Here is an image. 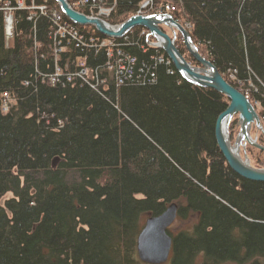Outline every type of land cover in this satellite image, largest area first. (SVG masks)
<instances>
[{"label": "trees", "instance_id": "trees-1", "mask_svg": "<svg viewBox=\"0 0 264 264\" xmlns=\"http://www.w3.org/2000/svg\"><path fill=\"white\" fill-rule=\"evenodd\" d=\"M144 1L116 0L105 20L120 24ZM151 2L144 12L171 13L199 54L259 103L264 123V0ZM42 4L45 13L30 21L15 13L9 47L0 13V264H145L138 234L172 203L178 218L198 220L169 233L166 263L264 264V183L234 173L214 138L228 99L184 80L142 27L110 39L70 22L53 0L31 5ZM56 12L84 47L69 41L56 52ZM105 40L112 57L111 45L98 47ZM118 52L134 59L122 83ZM82 61L85 80L75 65Z\"/></svg>", "mask_w": 264, "mask_h": 264}, {"label": "water", "instance_id": "water-1", "mask_svg": "<svg viewBox=\"0 0 264 264\" xmlns=\"http://www.w3.org/2000/svg\"><path fill=\"white\" fill-rule=\"evenodd\" d=\"M60 12L70 22L80 26H92L100 34L111 38L121 39L135 27L147 30V43L150 47L161 49L173 64L175 70L187 82L211 88L228 99L227 107L219 113L214 123V138L217 147L227 166L238 176L252 182L264 183V168H255L245 155H240L241 148L246 144L264 151V147L251 138L252 126L262 130V121L249 98L228 83L217 68L201 56L193 43L187 29L174 20L171 13L135 14L120 24L112 25L99 17L87 16L75 10L68 0H53ZM166 26L172 36L163 31ZM182 38L188 54L196 60L199 66L191 65L175 45L176 34ZM151 38L152 41H149ZM237 117L238 132L234 144L230 142L229 126ZM245 154V153H244ZM177 205L170 204L161 214L149 216L136 241L138 259L145 264H164L168 261L173 240L168 234L177 216Z\"/></svg>", "mask_w": 264, "mask_h": 264}, {"label": "built area", "instance_id": "built-area-1", "mask_svg": "<svg viewBox=\"0 0 264 264\" xmlns=\"http://www.w3.org/2000/svg\"><path fill=\"white\" fill-rule=\"evenodd\" d=\"M70 5L76 9V8H81V7H87L90 9V13L93 17H99L105 20L107 18L111 11L112 8L114 7L116 0L113 1L112 3H109L108 0H68ZM34 3V0H0V13L4 15L3 19L5 21V26H4V38L6 39V43L10 39L14 37V16L16 12H22V11H28L29 13L27 16V19L30 21L33 17L31 14L34 16L38 14H44L46 11V5L42 4L36 7V5H31ZM153 7V4L151 0H145L143 3H141L139 11H137V14L143 13L145 10H151ZM33 10V11H32ZM77 10V9H76ZM146 10V11H147ZM171 10V9H168ZM53 22L56 27V31L54 33L55 39L57 42L55 43V50L57 53L62 52V48L58 47V40L61 42L66 41V44L72 43L77 48L84 47V36H82L77 29L69 24L68 22L63 20V17L60 13H55L53 15ZM91 43H94L95 41L93 39L89 40ZM105 45H111L108 51V57H112V43L108 40L102 41L99 44V48L103 47ZM88 47H94L93 45H90ZM160 62L163 61L162 58L159 60ZM83 62V61H82ZM134 62V59H131V57L124 56L120 54L119 52L117 53V57L115 59V64L117 68V73L119 74L120 78L119 82H125L127 79L130 78V71H129V64L132 65ZM169 62V60H168ZM167 62V63H168ZM75 64V63H74ZM76 66L80 67V71L78 72V76L81 77L83 80L87 78V76L90 74V71L85 69L84 65L85 63H76ZM59 71V69H57ZM57 75V74H56ZM93 75V74H92ZM51 82H55V78H51Z\"/></svg>", "mask_w": 264, "mask_h": 264}, {"label": "rangeland", "instance_id": "rangeland-1", "mask_svg": "<svg viewBox=\"0 0 264 264\" xmlns=\"http://www.w3.org/2000/svg\"><path fill=\"white\" fill-rule=\"evenodd\" d=\"M26 12L29 13L28 11H26ZM144 14H151V12H146ZM3 17H4V15H3ZM3 21H4V19H3ZM4 26H5V21H4ZM163 31H165L167 34H169L171 36L173 35L171 33V31L166 26H164ZM176 37H178L177 38L178 41L181 42L180 45L182 44V47L185 48L181 36L177 33L176 34ZM11 41H12V39H10L8 41V43L6 44L7 47H9L11 45ZM149 41H152L151 38H149ZM56 42H57V40H54V44ZM5 43H6V39H5ZM60 46L62 47V50H66V48H64V47H67L66 41H65V44H63V42H61L60 40H58V47H60ZM240 90H243V91L246 90L245 87H244V85H240ZM251 103L255 106V108H256V110H257V112L259 114V112L261 111V108L259 106V103L253 102V101H251ZM233 121H235V124H234V127H233L235 134L233 136H231V134H230V142H231V145L234 144V140H235V137H236L237 132H238V127L236 125V121H237V117L236 116L233 118ZM252 129H255L254 126H252ZM252 129H251V132H250L251 138L252 137H255V135H256V132H254V130L252 131ZM230 130L231 129H229V132H230ZM254 133H255V135H254ZM256 142L258 143V141H256ZM258 144L264 147V141L263 142L262 141H259ZM251 150H252L251 152L247 151V154H244L240 150L241 157L243 158L246 155L247 158L249 159V163L251 164V166H253L255 168H264V152L261 149H258V148L254 147V146L251 147ZM8 198H10V195H6L5 196V199H8ZM144 220H145V217L143 218V221ZM197 220H198V216H197V214H194V213H191L186 218H178L177 217V218H175V220L173 221V223L171 224V226L168 228V234L170 233L172 236H176V235H178L182 231H189V230H191L192 226L197 222ZM173 252H174V248H173V245H172L169 258L173 255ZM164 264H168V263H164ZM225 264H232V263H225Z\"/></svg>", "mask_w": 264, "mask_h": 264}, {"label": "flooded vegetation", "instance_id": "flooded-vegetation-1", "mask_svg": "<svg viewBox=\"0 0 264 264\" xmlns=\"http://www.w3.org/2000/svg\"><path fill=\"white\" fill-rule=\"evenodd\" d=\"M156 12V11H155ZM164 27H162V29H163ZM142 34H145V35H147V31L146 30H142ZM233 122V121H232ZM231 122V123H232ZM231 125V124H230ZM262 126H263V129L262 130H257L256 129V127H254L255 129H252V131L254 130V132H256V135H255V133H254V135H255V137H252L253 139H255L256 141H258V143H259V141H264V123L262 122ZM251 132V131H250ZM252 134V133H251ZM251 147L252 146H250L249 144H246L245 145V148L243 149V148H241V151L243 152V153H245V154H247V151H249V152H251L252 150H251ZM250 148V149H249ZM264 152V151H263ZM178 212V211H177ZM176 218H177V216H176Z\"/></svg>", "mask_w": 264, "mask_h": 264}, {"label": "bare ground", "instance_id": "bare-ground-1", "mask_svg": "<svg viewBox=\"0 0 264 264\" xmlns=\"http://www.w3.org/2000/svg\"><path fill=\"white\" fill-rule=\"evenodd\" d=\"M252 129V128H251ZM251 131V130H250Z\"/></svg>", "mask_w": 264, "mask_h": 264}]
</instances>
